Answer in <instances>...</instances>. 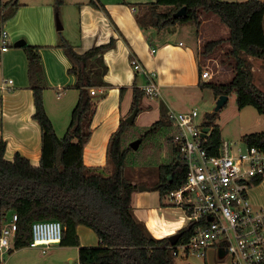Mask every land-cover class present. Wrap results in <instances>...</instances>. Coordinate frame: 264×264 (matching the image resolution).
Segmentation results:
<instances>
[{"label":"trees","instance_id":"trees-1","mask_svg":"<svg viewBox=\"0 0 264 264\" xmlns=\"http://www.w3.org/2000/svg\"><path fill=\"white\" fill-rule=\"evenodd\" d=\"M90 2L93 3L92 0ZM63 3L64 0H54V10L58 12ZM182 7H185L186 15L174 18L173 14ZM18 8V0L0 3V27L15 15ZM141 8L137 22L143 28L151 27L156 31L176 23H192L198 28L200 12L216 15L227 27L228 35L225 39L205 42L200 55L208 57L222 43H228L226 54L235 63L234 74L224 83L199 80L198 85L210 88L215 97L234 92L238 109L253 106L264 115V92L253 82L249 60L252 57L264 62L263 0H155ZM114 46L115 39L111 38L105 44L78 53L64 37L60 38L58 47L71 64L67 71L75 76L72 88L78 91L68 126L61 137L56 134L44 106L40 47L27 43L21 47L27 61V77L34 106L32 119L40 128L41 149L36 166L19 152L10 161L5 158L6 142L0 140V225L12 214L17 215L13 249L28 245L33 222L54 219L63 227L59 245L78 247V264H176L168 238H153L133 216L132 198L138 185L133 184L125 174L128 154L132 151L127 132L134 133V139L142 142L147 136L162 131L167 142L171 127L163 119L164 109H161L159 120L139 131L133 130L134 124L128 125L125 119L120 120L106 147V163L110 167L108 175L87 167L83 162V150L91 136L93 96L90 89L106 85L103 76L107 67L103 63V55ZM129 58L130 61L135 59L131 55ZM144 97V90L134 86L129 115L134 109L138 110V114L146 109L142 106ZM215 116L216 112L208 114L203 123L211 129L208 139L211 153L217 151L221 142L218 126L211 124ZM243 140L264 150V130L246 134ZM168 146L169 162L159 165V180L153 185L159 191L160 200L166 199L169 192L185 183L186 168L178 162L176 147L170 143ZM262 181L264 177L254 179L252 187ZM79 225L93 231L98 246L80 245L77 235ZM178 232L182 233L178 243L185 242L191 236L192 228L186 225Z\"/></svg>","mask_w":264,"mask_h":264},{"label":"crops","instance_id":"crops-1","mask_svg":"<svg viewBox=\"0 0 264 264\" xmlns=\"http://www.w3.org/2000/svg\"><path fill=\"white\" fill-rule=\"evenodd\" d=\"M90 1L65 0L64 5L68 3L77 6V14L80 17L77 34L72 33L71 27L64 37L78 53L105 44L111 38L115 39V46L103 55V63L107 67L103 76L106 85L94 87L97 94L92 95L91 136L83 150L84 164L108 175L110 173V167L106 163L108 139L118 128L120 120L129 115L133 87L142 89L146 83L144 75L130 65L129 56L135 58L140 69L155 73V81L160 89L158 97L143 98L142 106L146 109L137 115L133 128L139 131L159 120L161 109L165 111L163 119L166 117L167 120L169 111L182 107L179 100L189 96L199 87L200 73L206 70L200 63V59H206L200 55L202 46L205 42L217 38L215 35L223 28V24L216 15L200 12V25L194 28L195 31L188 29L187 23L180 25V28L189 33L190 38L187 41L174 42L161 35L162 30L143 28L137 22V15L142 12L141 6L155 0H92L93 3ZM40 3L31 5L19 3L17 14L9 20L5 29L8 49L0 52V85L4 82L3 87H0V140L6 142L5 158L11 161L14 154L19 152L35 166L38 165L40 158V128L32 119L34 106L27 77L26 57L23 50L14 44L18 40H23L29 45L40 47L44 106L57 135H60L59 126L65 132L71 110L78 97V91L72 88L75 76L67 71L71 64L63 50L58 47L59 40L52 22L53 9L49 6L51 4ZM32 9L40 10L39 14L45 18L44 23H34V17L24 11ZM13 39L15 42L11 46ZM11 47L15 49H10ZM152 49L155 50L153 53ZM9 80L11 83H8ZM128 139L132 142L134 137ZM257 186L249 190L251 202L254 200L251 193ZM138 191L133 193L132 206ZM132 214L133 216L135 214L134 207ZM134 217L138 220L136 216ZM186 225L187 222L184 226ZM77 235L81 246L94 247L99 244L93 231L85 226L77 227ZM73 248L78 253V247ZM213 248L218 249L217 246ZM213 248L210 249L214 251Z\"/></svg>","mask_w":264,"mask_h":264},{"label":"built area","instance_id":"built-area-1","mask_svg":"<svg viewBox=\"0 0 264 264\" xmlns=\"http://www.w3.org/2000/svg\"><path fill=\"white\" fill-rule=\"evenodd\" d=\"M7 32L0 27V52L8 49ZM155 50L152 49L153 53ZM133 69L144 75L142 87L146 98L160 95L155 73L140 69L132 59ZM202 81L211 76L207 70L200 73ZM8 83H11L9 80ZM4 82L0 85L3 87ZM96 95L95 88L90 89ZM196 109L169 111L167 120L171 130L168 143L176 147L178 162L185 166V183L172 190L166 200L181 207L187 215L192 233L185 242L172 245L174 256L194 253L203 256L208 248L218 247L232 264H261L264 261V208H254L249 190L254 179L264 177V150L238 142L221 140L217 151L208 150L211 129L197 122ZM17 215L12 214L0 225V255L13 248ZM63 227L58 220H39L31 224L28 247L41 253L62 238Z\"/></svg>","mask_w":264,"mask_h":264},{"label":"rangeland","instance_id":"rangeland-1","mask_svg":"<svg viewBox=\"0 0 264 264\" xmlns=\"http://www.w3.org/2000/svg\"><path fill=\"white\" fill-rule=\"evenodd\" d=\"M8 0H0V3H6ZM87 2L88 0H79ZM22 4H41L44 2L49 5L52 10V22L56 31L58 40L64 37L72 29V33L77 34L78 17L77 6L65 4L59 7L58 12L54 10V0H18ZM24 7V6H21ZM27 9V8H26ZM29 12L34 23L42 24L45 18L39 14V9L24 10ZM17 14V12H15ZM76 14V15H75ZM15 16V15H14ZM13 16V17H14ZM17 16V15H16ZM12 17V18H13ZM56 17L61 23L62 29L56 28ZM11 18V19H12ZM9 19V20H11ZM9 20L3 23V28L7 29ZM74 24V26H72ZM179 23L168 26L161 31V35L167 37L174 42L179 40L187 41L190 38L189 33L180 28ZM187 28L195 31L194 24L187 23ZM2 26V25H1ZM210 29V27H209ZM228 35V29L223 28L217 32V38L225 39ZM65 38V37H64ZM15 40H12L11 46ZM10 49H15L11 47ZM22 49V48H21ZM229 45L224 42L218 46L215 51L208 56L210 58L200 59V63L204 66L213 82H227L234 74V61L228 55ZM23 50V49H22ZM24 52V51H23ZM252 64L253 82L264 92V62L260 59H249ZM214 93L210 88H201L200 86L193 90L189 96H184L179 100L182 107L174 109L175 111H185L196 109L198 112V123H204L207 115L214 112L216 101ZM236 95L234 92L228 95L226 104L216 112L212 125H217L220 131L221 140L238 142L240 146H244L243 136L249 133L260 132L264 130V115L259 114L253 106H246L238 109L236 105ZM166 119V117H165ZM164 119V120H165ZM168 125V120H165ZM59 126V125H58ZM59 137L63 136L64 130L59 126ZM128 137L133 138L134 133L128 132ZM165 133H159L147 136L138 146L136 150L130 151L127 162L128 169L125 174L133 183L139 186H145L143 190L135 196L134 199V216L143 224L147 233L153 238H168L176 233L187 222L186 212L165 198L160 200L159 191L153 190V185L159 180L158 167L161 164H167L170 156L168 152V142L165 144ZM135 140V139H133ZM167 141V140H166ZM254 199V208H264V182L262 181L257 188L251 193ZM210 248L205 256H197L190 253L187 256L178 255L175 257L176 264H232L230 258L222 252L221 249ZM77 250L73 247L63 248L59 244L52 245L46 253H41L39 249L30 248L28 246L13 249L4 256L0 255V264H76L78 260Z\"/></svg>","mask_w":264,"mask_h":264},{"label":"water","instance_id":"water-1","mask_svg":"<svg viewBox=\"0 0 264 264\" xmlns=\"http://www.w3.org/2000/svg\"><path fill=\"white\" fill-rule=\"evenodd\" d=\"M186 15V9L185 7H182L180 8L178 11H176L174 14H173V17L174 18H178V17H183ZM56 28L57 30H61L62 29V26H61V23L59 22V19L56 17ZM25 42L23 40H18L14 46L15 47H23L25 46ZM228 100V96L227 95H220L216 101V106L214 108V112H217L219 109H221L227 102ZM137 114H138V110L137 109H134L132 111V113L130 115H128L126 118H125V122L128 124V125H132L134 124V121H135V118L137 117ZM209 130V128H204L203 129V132L206 133L207 131ZM141 143L140 139H135L133 140L132 142L129 143V147H131L132 150H136L139 146V144ZM147 188L145 186H139L138 187V190L139 191H143V190H146ZM153 190L156 189V187H152ZM191 226L189 225V228ZM182 233L178 232L170 237H168V240L170 242L171 245H175L177 243V241L179 240V238L181 237ZM78 264V263H76Z\"/></svg>","mask_w":264,"mask_h":264}]
</instances>
